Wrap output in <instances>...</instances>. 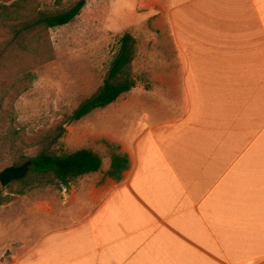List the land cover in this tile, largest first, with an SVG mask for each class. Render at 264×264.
I'll list each match as a JSON object with an SVG mask.
<instances>
[{"label": "crops", "instance_id": "obj_1", "mask_svg": "<svg viewBox=\"0 0 264 264\" xmlns=\"http://www.w3.org/2000/svg\"><path fill=\"white\" fill-rule=\"evenodd\" d=\"M148 7L171 38L172 116L114 141L121 180L76 194L11 264H264V0Z\"/></svg>", "mask_w": 264, "mask_h": 264}, {"label": "rangeland", "instance_id": "obj_2", "mask_svg": "<svg viewBox=\"0 0 264 264\" xmlns=\"http://www.w3.org/2000/svg\"><path fill=\"white\" fill-rule=\"evenodd\" d=\"M77 1L0 0V173L41 149L55 155L90 149L102 158L100 171L67 186L33 175L22 182L29 170L6 187L0 184V264H11L13 255L76 214V194L81 202L103 182L110 162L106 142L131 139L157 120L170 119L178 103L173 97L178 99L180 85L170 78L158 83V76L171 71L157 65L163 55L170 59L171 38L156 7H148L156 0H87L66 25L50 29L38 23ZM126 33L136 39L135 88L71 121L79 104L103 84Z\"/></svg>", "mask_w": 264, "mask_h": 264}, {"label": "trees", "instance_id": "obj_3", "mask_svg": "<svg viewBox=\"0 0 264 264\" xmlns=\"http://www.w3.org/2000/svg\"><path fill=\"white\" fill-rule=\"evenodd\" d=\"M87 0H78L66 10L40 17L38 23L46 28H56L74 20L86 5ZM136 56V39L129 33L123 35L119 50L110 63L103 84L75 109L71 121H78L97 109H103L114 103L121 95L136 86L132 75V64ZM110 150L109 167L105 177L121 180L129 168V157L122 152L120 145L106 142ZM31 167L26 179L33 175L45 184L56 182L67 186L72 180L101 170L102 158L90 149H81L70 154L55 155L47 149H41L28 159ZM1 192V190H0Z\"/></svg>", "mask_w": 264, "mask_h": 264}, {"label": "water", "instance_id": "obj_4", "mask_svg": "<svg viewBox=\"0 0 264 264\" xmlns=\"http://www.w3.org/2000/svg\"><path fill=\"white\" fill-rule=\"evenodd\" d=\"M30 162H26L21 166H11L4 169L0 173V184L6 187L9 183L22 179L30 169Z\"/></svg>", "mask_w": 264, "mask_h": 264}]
</instances>
